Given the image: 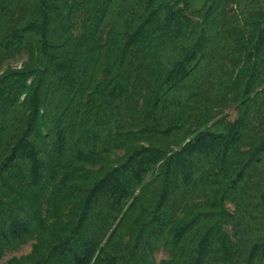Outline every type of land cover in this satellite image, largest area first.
<instances>
[{
  "label": "trees",
  "instance_id": "16d2710c",
  "mask_svg": "<svg viewBox=\"0 0 264 264\" xmlns=\"http://www.w3.org/2000/svg\"><path fill=\"white\" fill-rule=\"evenodd\" d=\"M190 5L0 0V264H264V0Z\"/></svg>",
  "mask_w": 264,
  "mask_h": 264
},
{
  "label": "rangeland",
  "instance_id": "374dc122",
  "mask_svg": "<svg viewBox=\"0 0 264 264\" xmlns=\"http://www.w3.org/2000/svg\"><path fill=\"white\" fill-rule=\"evenodd\" d=\"M202 4V0H191V9L192 10H196L198 9ZM25 56H18L17 58H15L12 61H9L7 63V66H10L12 68H18L20 66V63L22 61H24ZM5 66L2 67V69H4ZM230 115H229V120H231L234 117V112L229 111ZM121 153L117 152L116 155H114V157L119 156ZM33 240H29L27 241L25 244L21 245L20 247L14 249V250H6L3 252L2 254V258H1V262L4 263L5 261H7L9 258L11 257H19V256H24L27 255L30 250H31V246L33 244ZM167 255L166 253H164L161 250H157L154 254V259L156 262H158L161 259L166 258Z\"/></svg>",
  "mask_w": 264,
  "mask_h": 264
}]
</instances>
